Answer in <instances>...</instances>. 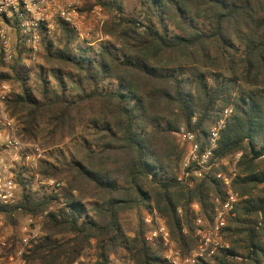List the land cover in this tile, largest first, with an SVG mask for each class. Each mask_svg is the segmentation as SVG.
Here are the masks:
<instances>
[{
	"label": "trees",
	"instance_id": "trees-1",
	"mask_svg": "<svg viewBox=\"0 0 264 264\" xmlns=\"http://www.w3.org/2000/svg\"><path fill=\"white\" fill-rule=\"evenodd\" d=\"M94 4L108 11L105 34L113 39L98 55L61 23L44 40L36 89H26L20 46L12 74L0 76L24 86L7 107L25 142H74L69 157L60 151L38 172L66 187L34 190V179L19 173V201L0 206L13 225L18 215L45 217V236L26 262L84 264L95 249L93 264L113 257L165 264L162 245L145 239L143 211L158 215L183 256L192 254L199 247L193 206L213 221L226 200L216 174L226 169L194 187L180 183L185 151L173 133L185 126L202 139L232 109L214 160L242 153L232 183L241 201L224 230L231 249L201 264H264V0H142L129 16L117 0L85 9ZM132 211L137 225L127 229L123 215Z\"/></svg>",
	"mask_w": 264,
	"mask_h": 264
},
{
	"label": "built area",
	"instance_id": "built-area-1",
	"mask_svg": "<svg viewBox=\"0 0 264 264\" xmlns=\"http://www.w3.org/2000/svg\"><path fill=\"white\" fill-rule=\"evenodd\" d=\"M84 5V0H0V76L13 65L19 46L24 53V68L29 70L42 52L44 38L53 36L61 23L74 32L79 43L93 48L98 55L102 44L98 46L97 42L92 40L96 32L103 29L107 15L103 6L99 4H95L89 14L84 11ZM13 94L12 86L8 82H0V206L2 207L17 204L20 188L17 181L19 173H24L26 178H33L36 184L50 189L59 190L65 186L64 182L40 179L38 172L42 161L46 160L47 151L39 144L25 142L21 138L19 133L21 125L11 116L7 107ZM232 112V109H226L223 117L202 139L199 138L198 133L189 131L185 126L173 133L178 145L185 151L178 173L180 183L194 187L214 169L221 167L226 169L231 163L233 169L229 173L220 171L216 174L226 191V200L216 209L213 221H207L199 216V206H193L197 215L194 224L199 247L188 256L181 254L176 243L171 239L168 227L158 215L146 212L145 239L151 246L162 245L165 264H201L203 261H212L220 253L231 249L230 243L224 236V230L228 221L235 217L237 206L241 201L239 195L233 191L232 183L242 153H237L221 162L214 160V155L220 132L225 128ZM38 219L29 218L27 224L23 225L13 254L4 253L0 247V264L24 263L25 256L45 236L37 225ZM0 246L6 247L2 239Z\"/></svg>",
	"mask_w": 264,
	"mask_h": 264
},
{
	"label": "rangeland",
	"instance_id": "rangeland-1",
	"mask_svg": "<svg viewBox=\"0 0 264 264\" xmlns=\"http://www.w3.org/2000/svg\"><path fill=\"white\" fill-rule=\"evenodd\" d=\"M117 1L123 5V8L125 10V15H127V16H129L131 13H133L136 8H139V6L142 2V0H117ZM93 2H94V0H84V3H85L84 11L87 12L88 14H89L91 9L86 10L85 7L87 4L92 5ZM105 12H106L107 18L105 20V24L103 26V29L98 30L96 32V34L94 35L93 40H92L93 42H97L96 45H98V46H100L101 44L106 43L108 41H113V39L110 36L105 34V26L109 20V13L106 10H105ZM56 32H58V31H56ZM55 33H54V35H55ZM53 36H51V37H53ZM51 37H48V38H51ZM100 39H101V41H98ZM44 40H45V38H44ZM44 40H43V42H45ZM44 44L45 43H43L42 52H41L40 56L38 57L37 62H35L29 70L24 68V65H23L24 62H22V64L20 65L21 73L22 74H29L31 77V80L28 82L26 89H29V90L33 89V88L36 89V87L38 86L37 73L39 72L40 67H43L45 65L44 64L45 62L43 61V57H42L43 56V50H44ZM13 66H14V63L8 70H6L5 74H12ZM49 79H50V81H54L52 76H50ZM7 82L12 86L13 92L15 94H19V93H22L24 91V86L22 85L21 82H15V81H7ZM33 93L36 97L39 98V96L36 92H33ZM40 147L43 148L41 145H40ZM73 148H74V142L71 140H66L65 143L61 144L60 146H54V147L43 148V149L47 151L46 160H49L50 162L57 163L56 159L59 158V152L60 151L63 152L64 156L69 157V154L73 150ZM232 169H233L232 163L228 164L226 166V172L227 173H229ZM55 181H59V180H55ZM59 182H64L65 183L64 187L67 186L66 181H59ZM32 185H33L34 190H36L40 187V185L36 184L35 182ZM21 193H22V189L19 188L18 201L20 199ZM145 215H146V211H143V213H142L143 219H144ZM37 218H39L37 221V225H39L42 232H44L45 217H37ZM28 220H29V218H23V217L18 215L16 217L17 224L13 225L12 223L8 222L3 215L0 216V223H1L0 224V239H2L4 243H6V247H2V246H0V247H1V249H3L4 253H6V254H13L14 253L16 246H17V242H18L19 237L21 235L22 227H23V225L27 224ZM123 220H124V224H125L126 228L132 229L133 227H135L137 225V220H138L137 219V212L132 211V212L124 214ZM95 254H96L95 249H91L85 254L84 258L81 261L84 264H93ZM122 256H124L123 253H122ZM122 256H120V257H122ZM112 259H113L112 264H130L126 259L125 260H119L118 258H115V257H113ZM212 262L213 261H211V263ZM22 264H28L26 262V259H25L24 263H22Z\"/></svg>",
	"mask_w": 264,
	"mask_h": 264
}]
</instances>
